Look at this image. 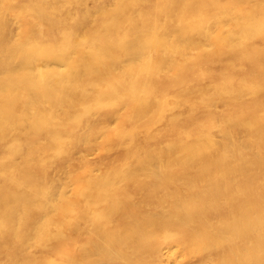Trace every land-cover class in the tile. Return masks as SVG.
Listing matches in <instances>:
<instances>
[{
	"label": "bare ground",
	"instance_id": "bare-ground-1",
	"mask_svg": "<svg viewBox=\"0 0 264 264\" xmlns=\"http://www.w3.org/2000/svg\"><path fill=\"white\" fill-rule=\"evenodd\" d=\"M0 264H264V0H0Z\"/></svg>",
	"mask_w": 264,
	"mask_h": 264
},
{
	"label": "rangeland",
	"instance_id": "rangeland-1",
	"mask_svg": "<svg viewBox=\"0 0 264 264\" xmlns=\"http://www.w3.org/2000/svg\"><path fill=\"white\" fill-rule=\"evenodd\" d=\"M82 5V4H81ZM82 6H84V5H82Z\"/></svg>",
	"mask_w": 264,
	"mask_h": 264
}]
</instances>
